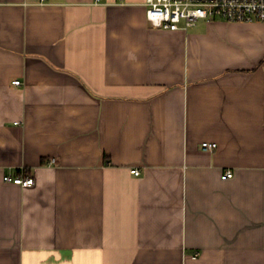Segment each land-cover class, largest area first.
Returning <instances> with one entry per match:
<instances>
[{
  "label": "crops",
  "instance_id": "obj_1",
  "mask_svg": "<svg viewBox=\"0 0 264 264\" xmlns=\"http://www.w3.org/2000/svg\"><path fill=\"white\" fill-rule=\"evenodd\" d=\"M123 1L0 0V264H264V22Z\"/></svg>",
  "mask_w": 264,
  "mask_h": 264
},
{
  "label": "built area",
  "instance_id": "obj_2",
  "mask_svg": "<svg viewBox=\"0 0 264 264\" xmlns=\"http://www.w3.org/2000/svg\"><path fill=\"white\" fill-rule=\"evenodd\" d=\"M124 3L123 0H120ZM147 20L158 29L168 31L187 30L199 21L223 19L228 22H264V0H144ZM21 80L13 81L21 85ZM216 142H203L206 151H215ZM134 175H140L138 169H132ZM228 171L227 176L232 177ZM6 182H12L23 187L33 186L35 178L21 169L17 176L5 175Z\"/></svg>",
  "mask_w": 264,
  "mask_h": 264
}]
</instances>
